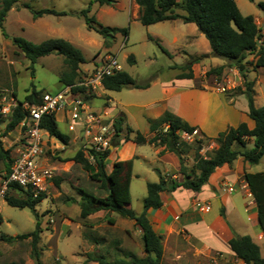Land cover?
I'll use <instances>...</instances> for the list:
<instances>
[{
    "label": "trees",
    "instance_id": "trees-1",
    "mask_svg": "<svg viewBox=\"0 0 264 264\" xmlns=\"http://www.w3.org/2000/svg\"><path fill=\"white\" fill-rule=\"evenodd\" d=\"M18 0H0V31L4 37H9L4 29V19L9 9ZM115 0H90L88 5L78 13L85 18L89 29H93L103 38V46L107 47L114 39L117 32L124 36L128 34V28L106 27L96 22L94 16H89L92 3L99 5H111ZM139 8L138 20L145 26L155 24L161 21L180 19L185 23H194L198 29L205 35L212 56L220 57L227 61V65L235 66L240 72L244 68V60L247 55L254 54L255 66L264 67V41L258 44L257 40L261 38L259 27L252 15H243L237 7L234 0H133ZM252 1V0H249ZM257 6L264 11V1L257 3ZM34 18L46 15H65V11H57L54 8L33 9L29 7ZM178 9L182 11L179 12ZM72 13V12H70ZM16 45L25 58L33 64L39 57L56 53L62 56V69L58 72V80L62 86L72 85L82 77L81 64L85 62L82 51L73 45L70 41L62 37H49L39 43H34L21 36L9 37ZM170 54L169 52H167ZM129 63L134 62L132 55L128 56ZM188 62L183 65H176L183 72L177 74L178 78L192 77V71ZM221 65L211 68L207 74H220L223 67ZM188 69V72L185 70ZM33 71V70H32ZM102 86L104 89L119 91L123 88H146L150 80L140 83L135 80L128 72L121 70L111 76L103 77ZM74 90H77L76 88ZM248 100V115L254 120V127L249 129L246 123L242 122L235 127H231L224 132L219 133L214 141L217 147L203 156L199 153L204 140L208 138L196 139L194 165L190 170L184 165L182 160L183 150L178 142L177 131L192 130L187 122L183 121L174 114L166 111L156 120L148 119L149 131L155 134L147 139L139 131H135L133 138L129 134H124L123 118L117 117L114 120V126L118 133H121L122 140L113 141V145L122 144L128 140L135 143H149L155 146H162L163 150H168L176 154L179 159V173L182 178L167 177L158 172L159 180L156 182L146 183V194L142 201V211L137 214L130 205V180L132 173V159L117 160L112 164L110 172H106V161L111 150H106L99 156H95L94 161L90 162L84 151L79 149L73 159L83 164L92 173L97 181L100 182L98 188L106 191L105 195H99L89 190L78 189L80 200L79 219L85 226L92 225L88 221L89 216L97 211L117 212L122 218H127L141 229V241L143 255H137L131 251L124 250L122 255L109 258L106 254L97 252L98 244L104 242L103 237H91V243L95 249L86 253L83 264L89 261H95L97 264H167L163 260L162 235L156 233L152 223L147 216L149 210L158 209L162 206L160 193L162 191H173L178 187L200 191L202 185L208 180L209 176L217 167L224 164H231L238 156L243 157L250 164H257L264 155V105L256 107L253 103V93L249 83H246L244 91ZM41 94L35 88L25 96L24 101L34 102L36 96ZM14 108L11 113V120L6 126V130H13L21 121L22 112L20 104ZM2 120L0 119V123ZM168 123V128L163 131V124ZM40 127L47 131L48 135L58 139L62 144H68L70 135L58 128L55 114H45L40 119ZM127 131L132 132L130 127ZM252 138V147H247V140ZM116 140V139H114ZM186 144V143H183ZM181 145V146H180ZM9 149L5 150L0 140V159L7 158L6 171H9L12 161V155H9ZM161 151V152H162ZM248 189L252 194L256 212L257 221L261 231L264 233V171L245 172L243 175ZM57 183V178L52 177V181ZM10 191L16 195L9 194ZM22 194V195H20ZM45 197V193H39L33 197L31 189L25 190L18 184L11 183L4 200L10 206L19 208H29L35 217V228L27 233L15 236V239L30 238L31 258L34 264H42L40 260V251L38 242L42 229L36 212V205ZM220 214L224 217L223 209ZM106 221L109 224L115 223V218L106 214ZM1 222V216H0ZM90 223V224H89ZM1 238L12 240L11 236L0 235ZM231 251L235 257L245 264H264V258L261 255L259 245L248 235H234L228 241ZM10 264H16L14 262ZM59 264V263H57Z\"/></svg>",
    "mask_w": 264,
    "mask_h": 264
},
{
    "label": "rangeland",
    "instance_id": "rangeland-1",
    "mask_svg": "<svg viewBox=\"0 0 264 264\" xmlns=\"http://www.w3.org/2000/svg\"><path fill=\"white\" fill-rule=\"evenodd\" d=\"M234 1L243 15H252L255 14L258 9L261 10L257 6V3L264 0ZM89 2L90 0H18L9 10L12 8L15 9V11H12L11 13L14 15L12 18L20 13L21 15L19 16L21 17L27 18L28 14L29 16H32L30 13H22L23 7L25 11H30L28 6L33 9L54 8L57 11L67 12L65 15H46L45 19L51 22L54 26L62 24L67 27L66 30L68 32L73 33L77 45L80 46L77 47L81 49L85 58V62L81 64V67H89L94 64L95 61H99L104 55L109 53L116 57L117 61L122 66V70L128 72L140 83L147 80L151 81L156 77L168 79L176 70L182 71L180 68H177L176 65L177 63H183V58L178 55L172 56L167 52L168 50L173 51V49H175L174 45L179 46L180 43L181 45H184L185 42L176 41V36L171 30V24H178L181 27H184L185 22L181 20L174 23L166 21L145 26L138 19L131 18V5L132 2H134L133 0H115L111 5L103 8H99L94 2L91 5V10L88 15L94 16L96 22L106 27L128 28L127 36L117 32L109 46L99 47L97 42L100 39L103 40L102 36L93 29H89L85 18L78 13L81 9L85 8ZM178 11L181 12L182 10L178 9ZM9 16L8 12L4 19V29L9 37L22 36L29 39V41L37 43L47 37H52L51 35H54L55 33H58L47 32L45 28H37L34 26L28 27L26 25L25 29L24 26L18 27L12 19L9 20ZM26 18H22V21L28 22ZM20 28L22 30L24 29L23 31L25 35ZM29 31L33 32L32 37L27 36ZM9 37H4L0 31V91L8 92L9 96L14 95L17 101L24 100L25 96L33 88L37 91L48 92L51 94L59 91L62 88V84L58 80V72L63 67L62 56L52 53L50 55L39 57L36 62L30 64L21 50L12 43ZM130 55L134 58V62L132 63H129L128 61V56ZM230 67L231 66L227 65L228 69ZM81 71L83 74L89 72L84 71V69H81ZM214 74L218 77L221 75V73ZM127 90V88H123L118 91L120 93L117 94H119L123 100L135 98L134 96H131ZM226 90L227 89H225V91ZM84 94H82L83 97ZM11 113L12 111L6 113V115L0 113V119L2 120L0 123V140L2 144V138L6 140L4 142L5 144H7L6 142L9 144L10 142H13L9 147V155L15 154V149L20 138V135L17 137V131L18 129L20 130L19 124L13 130H6V126L11 120ZM58 128L64 132L68 131L67 124L63 121L58 122ZM123 130L124 134H130V137L132 133H135L132 129V132L127 131L126 127L123 128ZM68 134L70 135L68 144H62L58 139L49 135H42V138L46 139L44 154L42 155V165L48 168L55 178H57V183L54 180L48 181V188L47 192L45 191V197H43L35 207L40 221V227L42 229L38 242L42 264H78L79 262L77 259H79V256L76 255L75 257L73 252L77 251L79 255L81 253V255H84L85 260L86 253L91 251V245H94L91 243L92 236H100L104 238V242L98 244V250L96 251L106 254L109 258L122 255L124 250L138 249L139 251L140 244H142L141 238L139 236L133 238L124 234L126 229L128 230L127 232H134L135 224L133 223V226L130 227V223H126L125 220H123L124 218H122L117 212H105L103 210L97 211L89 216L88 221L92 223V225L88 226H85L79 219L78 202L80 200V195L78 189L89 190L94 193L99 192V195H105L106 191L98 188L100 182L92 177V173L89 169L73 159L75 153L79 149L85 151V155H87V152L84 150L83 140L78 134L72 132H69ZM119 135V138L117 135L114 137V139H116L114 140V143L115 141L122 140L121 133ZM15 139L16 141L14 142ZM209 142L210 140H204L201 148L204 149ZM179 143L183 145L181 147L183 150V162H187V159L190 160L189 167L186 166L188 170H190L194 165L196 154L195 145L193 144L194 141L190 143L184 141ZM155 147L158 149L161 146ZM142 148L146 150L147 155L151 158L153 149L149 148L148 144L142 146ZM211 151H206L205 154H211ZM110 159L106 161V172H109L110 169V167H107V164L109 165L112 160ZM7 160V158L4 160L0 159V162H7ZM143 164L144 163H142V166ZM155 164L161 165L160 162H155ZM158 167L162 169L161 166ZM156 177L158 176L156 175ZM167 177H171L170 174L167 175ZM139 183L140 181L134 180V185L131 189L132 201L130 202V205L133 210H139L142 206L141 198L143 188L138 190L135 187L139 186ZM233 185L234 191L236 185ZM220 189L227 191L226 189H223L221 185ZM241 190L244 191V204L246 205V208H248L249 215L247 217V222L248 226H250L249 232H251L253 240L260 245L261 255L264 258L262 233H259V231H253L251 227L252 222L259 227V224L256 221L257 219L255 220L252 217L253 209L251 210V206H253V197L248 194V188L243 185ZM9 194L16 195L13 191H10ZM204 202L209 204L211 209V204L206 201ZM195 207L200 212L209 211H201L198 206ZM214 207L215 205L213 204V208ZM106 214L115 218L114 224H109L106 221ZM0 216V235L4 234V236L7 235L12 238L14 237L12 240L0 237V264H10L12 262L16 264H34V260L31 258L30 238L15 239V235L30 232L35 228L36 220L32 211L27 207L19 208L10 206L6 203L4 198H0ZM189 241V246L191 247V244H194L195 240ZM193 249L195 248L192 247V250L188 251V260L182 262V259H177L174 264H245L243 261L236 258L234 253L232 254L229 252L227 254L229 256H227L226 254H223V252L215 251L208 254L205 258H200L198 257L199 253L197 250H194V252ZM191 251H193V253ZM193 254L196 257H193ZM84 260L81 259L79 264H83ZM164 262L166 261L164 260Z\"/></svg>",
    "mask_w": 264,
    "mask_h": 264
},
{
    "label": "crops",
    "instance_id": "crops-1",
    "mask_svg": "<svg viewBox=\"0 0 264 264\" xmlns=\"http://www.w3.org/2000/svg\"><path fill=\"white\" fill-rule=\"evenodd\" d=\"M96 4L99 8L109 6ZM22 10L23 14L30 13L32 15L30 11H25L24 7ZM12 11H15V9L12 8L8 11L10 15L9 20L12 19L18 27L24 26L25 29L27 25L28 27L45 28L47 32H58L51 36L66 38V40L70 41L76 47L79 46L76 43L77 41L73 33L66 30L67 27L62 24L54 26L45 19L46 15L51 14L37 18H33L28 14L26 18L19 16L21 15L20 13L13 17V20L12 16L14 15L11 14ZM138 16V5L132 2L131 18L138 19ZM252 16H254L257 25H259L261 39L259 38L257 42L260 44L264 41V13L258 9ZM22 18H26L28 22L22 21ZM179 20L167 21L174 23ZM20 30L22 29L20 28ZM171 30L172 33L174 32L173 34L176 36L177 42L185 43L184 45L180 43L179 46L174 45L175 49L173 51L168 50V52L172 56L178 55L183 58L184 61L181 64H186L189 61L192 62L190 64L192 77L178 78L177 74L183 71L175 69L176 71L168 79L156 77L150 81L149 86L146 88H127L128 93L135 97L129 100H123L117 94L120 93L118 91H111L104 88L95 93H85L84 98L103 117L113 121L117 117H122L123 128L128 126L133 131L138 130L147 139L155 134V132L149 131L148 119L156 120L164 112L168 111L187 122L192 128H197L199 130L198 139L206 137L210 140L209 144L203 150L205 154L206 151H211L217 146L214 138L219 133L235 127L242 122L246 123L249 129L254 127V120L248 115V100L244 91L246 90V83H249L253 93L254 105L256 107L264 105V67L255 66L254 62L256 57L254 54H249L244 60L245 64L241 72L235 66H231L228 69L225 59L211 55L210 46L205 35L195 24L185 23L184 27L178 24H171ZM23 34L25 35L24 31ZM32 34L33 32L29 31L27 36L32 37ZM97 43L99 47L103 46V40L100 39ZM181 64L177 63V65ZM94 65L95 62L91 66L81 67V69H84V71H86L85 69L92 70ZM221 65L225 66L221 71L220 77L215 74H207L210 68ZM185 71L188 72V69ZM219 85L226 86L227 90L224 92L218 91L217 86ZM56 120L57 123L63 121L67 124V120L61 112L56 114ZM17 132V137H19L20 130L18 129ZM43 134L48 135L45 130ZM119 134L117 135L118 138L120 137ZM133 136L134 134L132 133L130 138H133ZM2 141L5 150L9 149L13 144V142H10V144L6 142L7 144H5L4 142L6 140L4 138H2ZM146 144H148L149 148L153 149L151 158L147 155L146 150L142 148ZM252 145L253 139L250 138L247 140V147H252ZM110 150L107 158V160L112 159H110V164H107V167H110L109 172L112 169L114 161L128 159H132L133 161L130 180V202L132 201L131 189L134 185V180L140 181L139 186H135L138 190L143 188L142 198L140 196L142 202L146 194V183L158 181V172L165 176L170 174L171 177L178 178V180L182 178L178 170L179 160L177 156L168 150L162 151V146L157 149L153 144H137L132 140H128L122 144L113 145V148H110ZM155 162H160L161 165H156ZM142 163H144L143 166ZM184 165L189 167L190 160L187 159ZM158 166H161L162 169ZM0 170H6L5 161L3 163L0 162ZM261 171H264V155L257 164H250L243 157L238 156L231 164H224L217 167L202 185L200 191H192L191 189L183 187H178L173 191H162L160 193L163 203L162 206L158 209L149 210L147 216L152 223L154 231L162 235L163 260L167 264H174L177 259H182V262H184L189 259L187 255L189 253L188 251L192 250V247L195 248L193 251L197 250L199 253L198 257L200 258H205L208 254L215 251L223 252L226 255L229 252L233 254L228 241L234 233L237 235L248 234L252 237L251 232H249L250 226H248L247 222L249 215L248 208L244 204V191L241 188L242 185L248 188L243 178L245 172L253 173ZM222 182H227L232 185L235 184V190L231 192L221 190L220 185ZM197 200L210 203L211 209L208 212H200L195 207ZM213 204L215 205L214 208ZM252 204V217L256 220L257 212L254 200ZM142 208L141 206L139 210L134 211L139 214ZM220 209L224 210V217L220 214ZM123 220L126 223H130V227L133 226V221L130 219L124 218ZM251 227L253 231L262 233V239L264 238V233L260 227L253 224V222ZM127 231V229L124 231L126 236L133 238L139 236L141 238V229L139 226L135 225L134 232L130 233ZM189 240H195V243L191 244V247L189 246ZM93 248H95V245H91V250ZM128 251L141 256L143 255L142 244H140L139 251L138 249H130ZM193 251L191 252L193 253ZM73 255L75 257L76 255L79 256V259H77L79 263L81 259L84 260V255H81V253L79 255L77 251L73 252ZM193 257L196 256L193 254ZM88 264L97 263L95 261H89Z\"/></svg>",
    "mask_w": 264,
    "mask_h": 264
},
{
    "label": "built area",
    "instance_id": "built-area-1",
    "mask_svg": "<svg viewBox=\"0 0 264 264\" xmlns=\"http://www.w3.org/2000/svg\"><path fill=\"white\" fill-rule=\"evenodd\" d=\"M121 70L122 66L116 57L108 53L99 61H95L93 69L86 70L89 72L82 74L81 79L74 84L63 86L54 94L41 92L34 102L22 100L20 138L15 154L12 155L9 171L0 170V198H4L7 194L11 183L18 184L25 190L31 189L33 197L47 192L48 181H51L54 175L42 165L46 140L42 138L44 130L40 127V119L45 114L63 113L67 120L68 131L78 135L81 133L79 136L83 140V148L90 162L94 161L95 156L113 148L114 137L117 135L114 121L95 111L81 94L95 93L103 89L101 83L103 77L111 76ZM75 88L77 90H74ZM225 89L226 86H217L218 91L223 92ZM18 105L14 95L9 96L8 92L0 91V113L6 115ZM168 126V123H164L163 131ZM177 136L178 142L190 143L199 138V130L181 129L177 131ZM204 149L201 148L200 153L206 156ZM221 187L227 191L234 189V185L227 182H222ZM248 194L252 196L250 191ZM195 206L201 211L210 210V205L204 201H196Z\"/></svg>",
    "mask_w": 264,
    "mask_h": 264
}]
</instances>
